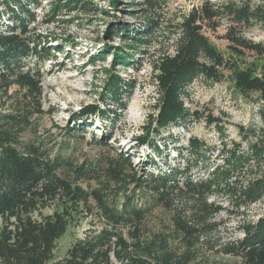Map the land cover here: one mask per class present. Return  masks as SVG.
<instances>
[{
	"label": "trees",
	"instance_id": "trees-1",
	"mask_svg": "<svg viewBox=\"0 0 264 264\" xmlns=\"http://www.w3.org/2000/svg\"><path fill=\"white\" fill-rule=\"evenodd\" d=\"M119 2L110 0V5L117 8ZM138 2L150 10L159 0ZM39 4L38 0H0L5 9L0 12V81L5 86L17 85L23 101L14 111L0 113V264H208V250L231 255L239 259V264H264V215L245 222L243 236L221 249H215L208 239L219 226L220 213H241L264 198V170L246 181L236 177L252 156L264 154V146L253 144L255 155L245 156L239 153L240 143L232 141L226 165H216L205 175L195 177L191 173L194 166L216 147L191 136L188 146L196 154V161L188 160L180 166L182 147L176 143L168 146L172 136H162L164 130L187 125L199 115L187 107L185 99L197 78L215 82L227 78L242 96H255L264 102V42L243 33L246 28L264 24V0H226L218 4L203 0L176 25L174 51L159 55L152 63L158 91L154 106L158 112L150 116L146 132L135 139L137 146H148L156 156L176 150L177 162L165 161L163 170L159 160L151 156V164L161 171L142 175L122 151L77 165L63 152L52 153L39 143L21 138V133L32 125L31 118L45 112L40 67L55 57V49L67 52L62 45L51 46V40L58 37L29 34L28 25L35 21L31 6ZM92 4L93 0H51L52 17L48 22L65 11L90 12ZM224 20L228 21L222 35L228 41L227 53L204 32L205 28L217 30ZM155 23L146 22L141 29L115 23L108 32L118 34L126 43L114 48L115 62L138 69L128 48L143 47ZM246 51L253 52L258 62L245 61ZM91 62L95 63L96 58ZM107 72L102 100L125 107L136 82L126 81L109 69ZM108 108L89 104L73 117L76 122L90 115L119 117L120 112ZM83 121L68 132L83 133ZM207 122L215 124L222 136L225 134L223 117L209 114ZM245 129H239L243 138L255 133L254 129ZM99 143L108 145L106 134ZM225 145L219 152L225 151ZM223 195L227 205L217 200ZM158 206L170 213L168 222L154 223L150 218ZM47 208L49 212H45ZM89 217L102 226L88 228L85 236L71 242L64 256H57L59 239Z\"/></svg>",
	"mask_w": 264,
	"mask_h": 264
},
{
	"label": "rangeland",
	"instance_id": "rangeland-1",
	"mask_svg": "<svg viewBox=\"0 0 264 264\" xmlns=\"http://www.w3.org/2000/svg\"><path fill=\"white\" fill-rule=\"evenodd\" d=\"M138 1L120 0L115 8L110 5V0H93L90 12L79 9L65 11L56 14L55 20L50 22L48 20L52 17L51 0H38L40 3L38 6H31L35 11V21L28 25L29 34L48 35L52 39L58 37L57 40H51V46L54 48L62 45L67 52L65 54L55 49V57L40 67L43 73L42 108L45 112L31 118L32 125L21 133L24 141L39 143L52 153L63 152L68 160L77 165L84 161L96 162L101 156L114 155L122 151L131 157L139 175L147 171L157 174L161 168L163 170L166 168L162 165L165 161L172 164L177 162L176 150L172 149L169 155L156 156L148 146H137L135 137L146 132L145 126L149 123L150 116H155L158 112L154 106L158 91L152 63L159 55L174 51V43L178 37L176 25L189 9L201 4L203 0H159V3L150 10H145V6ZM211 1L218 4L226 0ZM1 11L5 9L0 5ZM4 17L7 18L6 13ZM4 17L2 16L3 20H5ZM152 20L156 23L149 34L148 42L139 50L128 48L133 52L132 63L138 62V69H135L132 64L119 65L115 62L114 48L124 47L126 43L118 34L108 30L115 23L141 29L146 22ZM227 25L228 21L224 20L215 31L204 29L205 34L224 53H227L228 41L222 35L226 32ZM243 33L254 41L264 42V24L246 28ZM66 39L69 40L66 41ZM92 58H96L95 63L91 62ZM253 60L258 62L256 55L246 51L245 61L250 63ZM107 69L118 73L126 81L136 82V88L125 107L110 104L109 99L102 100L101 93L109 75ZM21 92L17 85L5 86L0 81V113L12 112L18 105L21 106L23 102ZM185 99L187 107L191 111H198L199 115L187 125H176L164 130L162 136H172L167 141L168 146L176 143L182 147L183 158L180 166L188 160L193 163L196 161V154L188 146V139L191 136L204 140L208 146L216 147L212 154H206V159L199 161L197 167L194 166L191 173L195 177L205 175L216 165H226L228 149L233 147L232 141L240 143L239 153L245 156L255 155L252 154L253 144L264 146V102L255 96L251 98L242 96L232 87L227 78L220 82L197 78L189 86ZM89 104L109 107L120 112V115L114 118L112 114L104 119L90 115L87 120L79 119L77 122L83 121L85 130L83 133L72 131L73 134H70L69 129L77 126L74 114ZM209 114L223 117L225 128L223 136L215 124L207 122ZM241 126L246 128V132L254 129L255 133L250 134L247 139L243 138L239 132ZM104 134L108 138L107 146L99 143ZM160 142L164 148L163 141ZM223 143H226L225 151L219 152ZM151 156L159 160L161 168L151 164ZM263 170L264 154L255 155L243 168L242 173L237 174L236 177L246 181L249 177L259 175ZM217 200L227 205L228 199L225 195ZM49 211L50 208L45 209V212ZM263 215L264 198L251 204L241 213L222 212L217 216L218 228L209 233L208 239L215 249H221L225 244L243 236L242 225L245 222L256 221ZM170 217V213L161 206L155 207L150 214L154 223L168 222ZM1 226L0 216V228ZM101 226L102 223L93 217L85 218L59 239L56 255L64 256L71 242L77 237L85 236L88 228ZM206 254L211 259L208 264H239V259L231 255L213 253L209 250Z\"/></svg>",
	"mask_w": 264,
	"mask_h": 264
}]
</instances>
